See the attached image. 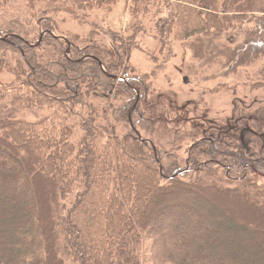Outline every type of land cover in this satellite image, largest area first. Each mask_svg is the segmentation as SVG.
<instances>
[{
  "label": "trees",
  "instance_id": "obj_1",
  "mask_svg": "<svg viewBox=\"0 0 264 264\" xmlns=\"http://www.w3.org/2000/svg\"><path fill=\"white\" fill-rule=\"evenodd\" d=\"M8 1L0 0L1 8ZM34 1L75 19L78 12L109 10L117 2L24 4L33 9ZM129 1L131 28L138 31V3L157 6L161 0ZM167 2H173L171 14L157 20L160 35L192 39L197 68L221 65L227 71L264 59V0ZM45 12L30 13V21L52 30ZM16 28L0 31V43L11 38L18 49L8 53L13 65H0V264H264V106L254 108L259 101L253 100L254 111L249 105L234 108L244 115L232 116L230 147L201 141L185 166L172 151L159 162L138 131L147 123L144 132L152 137L160 122L151 80L127 71L131 53L122 39L111 36L124 52L62 53L64 40L45 31L59 46L34 53ZM239 32L243 38L233 39ZM256 72L254 86L264 88V63ZM22 111L41 113L27 118ZM247 174L253 179L246 180ZM192 175L201 177L187 179Z\"/></svg>",
  "mask_w": 264,
  "mask_h": 264
},
{
  "label": "rangeland",
  "instance_id": "obj_2",
  "mask_svg": "<svg viewBox=\"0 0 264 264\" xmlns=\"http://www.w3.org/2000/svg\"><path fill=\"white\" fill-rule=\"evenodd\" d=\"M129 2V0H117L109 10L107 6L105 10H97L94 6L92 10L76 13L79 18L75 19L63 12H53V8L46 7L45 3L42 5L34 1L37 7L30 9L29 4H24V0H10L5 2L3 8L0 6V31L5 32L8 26L19 24L21 31L16 28L21 32L19 35L27 40L28 44L34 45V53L48 51L53 53L54 48L59 46V42H55L52 35L64 40V44H60L61 47H59L62 53H78L81 49L93 51L91 53H104L102 51L116 53V50L124 52L128 49L131 54L125 60L127 71L132 76L149 75L152 87L158 88L153 93L152 105H155L160 122L156 123L152 137L144 132V128H148L147 123L139 124L138 131L142 139L155 146L158 152L156 158L159 162H163L165 152L172 151L179 156L182 161L181 167H183L189 157L187 149L192 150L195 146L198 147L201 141L220 140V143L230 147L231 140L234 138L231 136L233 133H229V127L235 124L234 119L232 123V116L238 120L244 115L243 112H236L234 108L249 105L252 110L253 100L259 101L254 104V108L258 105L264 106V88L254 86L255 83H259V80L255 79L256 71L262 68L264 59L247 67L231 68L227 71L225 67L221 68V65H207L199 69L196 66L197 61L192 59L194 52L188 45L192 39L171 37L166 40L160 35L161 28L157 20L171 14L173 2L161 0L159 5H155L156 7L145 1L139 2L138 5L141 8L139 7V12L135 14L139 22L138 31L136 27L135 31L131 28L134 19L129 17L126 8ZM142 5L146 6L145 10ZM44 10L46 15L54 21L55 28L52 30L47 28L41 30L39 23L30 21V13H41ZM40 31H43L42 44L39 40ZM45 31L52 35L45 34ZM4 36L8 37V35ZM111 36L122 39L126 49L121 48L119 41H114ZM242 38L243 35L240 32L233 37V39ZM11 43V38L7 43H0V65L2 61L10 65L14 64L8 53H17L18 49ZM219 44L220 42L216 45ZM17 46L21 45L17 44ZM93 47L97 51L92 50ZM213 53H220V51L218 49ZM141 109L144 108L141 107ZM38 113L41 112L22 111L27 118L38 116ZM109 121L113 122L110 116ZM214 123L219 125L220 131H213ZM209 125L211 129H208ZM117 133L120 134V128L117 129ZM194 176L201 177L192 175L187 179H193ZM229 178L237 181L241 179L236 176H229ZM244 178L249 180L253 179V176L247 174ZM258 180L263 182L262 178ZM208 181L214 182V179ZM204 198L209 206L215 207L218 211L222 209L216 206L212 199ZM226 209L233 211L229 206Z\"/></svg>",
  "mask_w": 264,
  "mask_h": 264
},
{
  "label": "flooded vegetation",
  "instance_id": "obj_3",
  "mask_svg": "<svg viewBox=\"0 0 264 264\" xmlns=\"http://www.w3.org/2000/svg\"><path fill=\"white\" fill-rule=\"evenodd\" d=\"M151 83L152 82H150V85H151ZM153 85V84H152ZM152 85H151V90H150V92H152V93H155L157 90H158V88H156V87H152ZM160 89V88H159ZM138 90V89H137ZM209 124H210V121L208 122ZM212 127L209 125L208 126V129H211ZM213 131H215V130H219V125H217V124H215L214 123V126H213ZM220 131V130H219ZM145 140V139H144ZM213 141V143H220V140H216V141H214V140H212ZM150 144H152L151 142H149ZM152 146L154 147V149H155V146L152 144ZM201 149V148H200ZM156 150V149H155ZM202 151H204L203 149H202ZM190 155V150L188 151V156ZM216 159V158H215ZM219 159V158H218ZM189 160V157H188V159H187V161Z\"/></svg>",
  "mask_w": 264,
  "mask_h": 264
},
{
  "label": "water",
  "instance_id": "obj_4",
  "mask_svg": "<svg viewBox=\"0 0 264 264\" xmlns=\"http://www.w3.org/2000/svg\"><path fill=\"white\" fill-rule=\"evenodd\" d=\"M109 76H110L111 78L119 79V80H124V79H125L124 77H119L118 75H112V74H109ZM184 79H185V77H184Z\"/></svg>",
  "mask_w": 264,
  "mask_h": 264
}]
</instances>
